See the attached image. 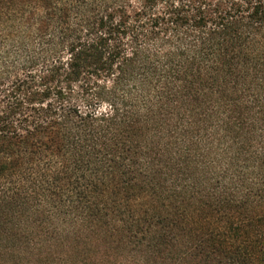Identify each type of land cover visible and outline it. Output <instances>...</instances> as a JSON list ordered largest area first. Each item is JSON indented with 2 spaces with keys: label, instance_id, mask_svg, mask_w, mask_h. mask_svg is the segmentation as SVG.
Returning a JSON list of instances; mask_svg holds the SVG:
<instances>
[{
  "label": "trees",
  "instance_id": "1",
  "mask_svg": "<svg viewBox=\"0 0 264 264\" xmlns=\"http://www.w3.org/2000/svg\"><path fill=\"white\" fill-rule=\"evenodd\" d=\"M77 225L264 264V0H0V227Z\"/></svg>",
  "mask_w": 264,
  "mask_h": 264
},
{
  "label": "rangeland",
  "instance_id": "2",
  "mask_svg": "<svg viewBox=\"0 0 264 264\" xmlns=\"http://www.w3.org/2000/svg\"><path fill=\"white\" fill-rule=\"evenodd\" d=\"M118 235L97 225L49 235H15L0 227V264H108Z\"/></svg>",
  "mask_w": 264,
  "mask_h": 264
}]
</instances>
